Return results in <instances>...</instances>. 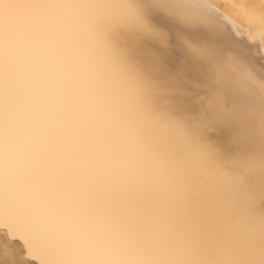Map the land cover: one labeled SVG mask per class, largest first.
<instances>
[{"label":"snow or ice","instance_id":"6c2138e0","mask_svg":"<svg viewBox=\"0 0 264 264\" xmlns=\"http://www.w3.org/2000/svg\"><path fill=\"white\" fill-rule=\"evenodd\" d=\"M191 2L0 0V264H264V80L155 22L215 33ZM230 2L264 46V7ZM45 70L37 135L21 109Z\"/></svg>","mask_w":264,"mask_h":264},{"label":"bare ground","instance_id":"6f19581e","mask_svg":"<svg viewBox=\"0 0 264 264\" xmlns=\"http://www.w3.org/2000/svg\"><path fill=\"white\" fill-rule=\"evenodd\" d=\"M197 1L201 2V0H192V2L190 4V8L193 11H195L197 13L204 14L208 17H212L215 20H218V17H216V15H217L216 13H218V12H215V13H210L212 11L208 12V10H210V9H207V7L210 8L212 6H210V5L205 6L206 5L205 2L202 1L205 4H201V3H198ZM252 1L254 3H256L259 0L258 1L252 0ZM260 2H258L259 3V5H258V4L251 3V0H250V3L247 6L253 7L257 11H259L262 7L261 5L264 4V2H261V4H260ZM221 3L224 4V6L221 7L223 13L225 12L224 17H228V19H230V20H233V19L237 20L240 23L239 27L241 29L244 28V29H247L249 31L247 21L240 15V12L232 6L230 0H228V1L222 0ZM212 9L215 11L217 10L215 8H212ZM168 15L169 14H167L166 12H163V11H156L153 13V17H154L155 22L163 24V25L166 24V26H171L175 33L179 30H186V31L190 32L191 34H193L197 39L207 40V42H222V43L228 45L229 47H231L233 51H235L239 54L240 53L243 54L242 52H244L245 46L243 47L242 45H240L241 43L239 42L240 43L239 44L238 41L236 40V38L229 36L227 26L225 27V25H227V24H225V25H223L224 23L222 24V22H224L225 20L222 22H220L218 20L219 23L217 25V29H216L215 33H213V32H209V30L207 28H204V27L185 29L184 26L181 25L173 16L169 15V16H171L170 19L168 17L167 18L165 17ZM219 18H220V16H219ZM225 19H227V18H225ZM232 30L235 32L238 29L234 30V28H232ZM246 59L248 60V58H246ZM247 63L249 64L248 61H247ZM56 88H57V85H56L55 80L52 79L49 76L48 71L45 70L44 72L38 73L36 75V78L33 81V84L30 85L28 87V89H26V91H25V95L27 97V100H26L25 105H22L21 111H22L23 117L25 119L31 120L35 123V129L34 130H35L37 135H45L49 132L50 129L55 128V126H56V119H57V112H58V100H57ZM224 144L226 145V143H224ZM226 147H228V146H226ZM257 150H258V145H257ZM230 151H231V149H230Z\"/></svg>","mask_w":264,"mask_h":264},{"label":"rangeland","instance_id":"374dc122","mask_svg":"<svg viewBox=\"0 0 264 264\" xmlns=\"http://www.w3.org/2000/svg\"><path fill=\"white\" fill-rule=\"evenodd\" d=\"M205 2L206 3V5L205 6H212V7H210V8H208L207 7V9H210V10H208V12L209 11H212V12H210V13H215V12H218V13H216L217 15H216V17H218V20L220 21V22H222V21H224V22H222V24L223 25H225V24H227V25H225V27L227 26V30H228V34H229V36H232L233 38H236V40L238 41V43L240 44V45H242L243 47H244V52H242L243 54H239V53H237V55L244 61L246 58H248V60L246 59L244 62H245V64L252 70V72L255 74V76L258 78V79H260V80H264V47L263 46H261L260 45V43L258 42V41H256V42H252L251 40H250V38H249V36H248V30L247 29H244V28H240L239 27V25H240V23L237 21V20H230V19H228V17H224V14H225V12L223 13V11H222V6H224V4H222L221 3V1L222 0H201V2L200 1H197L198 3H201V4H205V3H203V2ZM223 1H225V0H223ZM226 1H228V0H226ZM254 1H258V0H254ZM264 2V0L262 1V0H259L258 2ZM258 2H256V3H254L252 0H251V3H254V4H258L259 5V3ZM261 2H260V4H261ZM211 3V4H210ZM214 3V4H213ZM225 3V2H224ZM220 5V6H219ZM256 6V5H255ZM262 7L264 6V4H262L261 5ZM212 8H215V9H217L216 11L215 10H213ZM215 15V14H214ZM223 15V16H222ZM219 16H220V18H219ZM166 18L168 17L169 19L171 18V16H165ZM222 17V18H221ZM225 18H227V19H225ZM237 21V22H236ZM227 22V23H226ZM235 22V23H234ZM157 23V22H156ZM157 24H160V23H157ZM237 25V26H236ZM160 26L162 27V28H164V30L165 31H169L171 34H175V32H174V30L172 29V27L171 26H166V24L165 25H163V24H160ZM229 28V29H228ZM232 28H234V30H236V29H238V30H236L235 32L232 30ZM236 28V29H235ZM241 29V30H240ZM232 30V31H231ZM195 31V30H194ZM234 32V33H233ZM233 35H232V34ZM237 36V37H236ZM246 43V44H245ZM249 46V47H248ZM180 58H182V54L181 53H179L178 51H177V53L175 54V56L173 57V63H175L178 59H180ZM247 61L249 62V64L247 63ZM260 71V72H259ZM222 139V142H223V140H225V138L223 137V138H221ZM223 146L224 147H226V146H228L227 144L225 145V144H223ZM226 148H228V147H226ZM230 149H231V151H234V148L232 149V148H229V151H230Z\"/></svg>","mask_w":264,"mask_h":264}]
</instances>
